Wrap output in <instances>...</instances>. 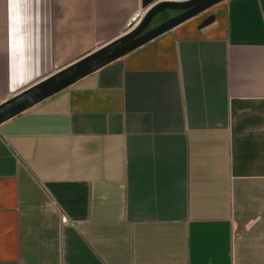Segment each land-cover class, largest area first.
Returning a JSON list of instances; mask_svg holds the SVG:
<instances>
[{"label":"crops","instance_id":"1","mask_svg":"<svg viewBox=\"0 0 264 264\" xmlns=\"http://www.w3.org/2000/svg\"><path fill=\"white\" fill-rule=\"evenodd\" d=\"M160 1L0 0V103ZM0 264H264V0H224L2 123Z\"/></svg>","mask_w":264,"mask_h":264},{"label":"water","instance_id":"2","mask_svg":"<svg viewBox=\"0 0 264 264\" xmlns=\"http://www.w3.org/2000/svg\"><path fill=\"white\" fill-rule=\"evenodd\" d=\"M222 1L167 0L156 3L124 35L0 103V125ZM163 14L169 16L155 24ZM214 19V15L207 17L200 27Z\"/></svg>","mask_w":264,"mask_h":264},{"label":"built area","instance_id":"3","mask_svg":"<svg viewBox=\"0 0 264 264\" xmlns=\"http://www.w3.org/2000/svg\"><path fill=\"white\" fill-rule=\"evenodd\" d=\"M138 17H134L133 20L136 21ZM62 222L63 224H66L68 222V217L65 214H62Z\"/></svg>","mask_w":264,"mask_h":264},{"label":"rangeland","instance_id":"4","mask_svg":"<svg viewBox=\"0 0 264 264\" xmlns=\"http://www.w3.org/2000/svg\"><path fill=\"white\" fill-rule=\"evenodd\" d=\"M211 10H209L207 13H210ZM167 14H163L159 20H156L155 23L161 22L167 18Z\"/></svg>","mask_w":264,"mask_h":264},{"label":"flooded vegetation","instance_id":"5","mask_svg":"<svg viewBox=\"0 0 264 264\" xmlns=\"http://www.w3.org/2000/svg\"><path fill=\"white\" fill-rule=\"evenodd\" d=\"M167 16H169V14H167ZM158 23H160V22H158ZM158 23H155V24H158Z\"/></svg>","mask_w":264,"mask_h":264}]
</instances>
